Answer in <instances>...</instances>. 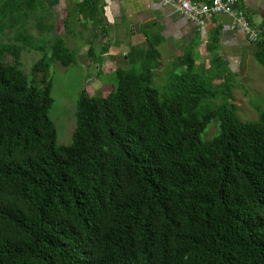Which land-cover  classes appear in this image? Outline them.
I'll return each mask as SVG.
<instances>
[{"label":"trees","instance_id":"16d2710c","mask_svg":"<svg viewBox=\"0 0 264 264\" xmlns=\"http://www.w3.org/2000/svg\"><path fill=\"white\" fill-rule=\"evenodd\" d=\"M38 3L0 2V264H264V111L241 120L222 59L204 72L189 51L155 87L151 50L107 96L81 93L58 146L49 61L77 52L55 37L29 78L23 54L45 51L28 28ZM99 3L68 10L65 29L77 13L103 24Z\"/></svg>","mask_w":264,"mask_h":264},{"label":"crops","instance_id":"0c3cea01","mask_svg":"<svg viewBox=\"0 0 264 264\" xmlns=\"http://www.w3.org/2000/svg\"><path fill=\"white\" fill-rule=\"evenodd\" d=\"M82 1L40 0L39 4H46L42 17L50 21L46 27H54L51 33L55 37L65 38L68 47L77 37L82 38L80 54L84 59L89 58L92 50L93 64L87 62L85 66L100 78L110 69L115 72L119 67L127 68L141 62L153 49L160 53V61H175L193 51L196 64L203 66L204 72H213L211 61L217 58L228 62L232 70L241 68L243 60H257L258 47L247 41L241 26L231 17L213 15L205 26H200L160 0H100L103 24L96 26L77 13L68 18L70 26L78 29L67 31V11ZM238 7L247 13L251 23L264 26V0H239ZM208 48L215 49L209 52Z\"/></svg>","mask_w":264,"mask_h":264},{"label":"rangeland","instance_id":"374dc122","mask_svg":"<svg viewBox=\"0 0 264 264\" xmlns=\"http://www.w3.org/2000/svg\"><path fill=\"white\" fill-rule=\"evenodd\" d=\"M39 3L34 11L36 15L30 17L28 28L30 33L35 37L36 45L42 48L44 47L45 51L29 50L23 54V70L29 74L30 79L33 77L32 74L35 75L33 64L44 57L50 41L55 38V34L49 32V30L41 32L38 28V19L36 18L44 14L47 9L45 2ZM41 21L44 28L50 23L49 20L42 19ZM70 27L71 29L69 31H76L78 29L76 26ZM81 39L82 38L77 37L75 42L69 44V47L77 52V61L75 63L64 66L58 62L54 63L49 61L51 63L49 80H51V96L53 98V105L50 109L49 116L57 128L58 146L72 143V134L76 126V104L81 93L86 91L91 95L105 97L114 91L117 85L114 75L115 72H111V69L100 78L94 70L90 72V69L85 66L87 62L92 61L89 60L90 58L88 57L84 59L81 56L80 49L83 45ZM62 40L68 47L66 39L62 38ZM12 60V57H6L8 63H11ZM173 62L174 60H161L162 65L159 68V76L157 77L158 79H155L153 84L155 87H162L164 85H161L164 81L161 76L171 67H166L165 65H170ZM137 64H133V66L137 65L136 67H139L140 62ZM240 64L242 67L235 68L234 70H232L230 64L224 60H222L219 65L227 70V73L231 72L228 76L234 85V99L232 101L239 107L238 115L241 120L257 121L259 118L258 109L260 108L264 111V65L259 63L255 58H248V60H243ZM129 67H131V65ZM213 70H215V68ZM38 78H40V76H38ZM99 80L100 84L98 83ZM219 82V80H215V84H219ZM212 124L213 125L202 134V140L211 139L217 133V125L215 122Z\"/></svg>","mask_w":264,"mask_h":264},{"label":"built area","instance_id":"2783aa9c","mask_svg":"<svg viewBox=\"0 0 264 264\" xmlns=\"http://www.w3.org/2000/svg\"><path fill=\"white\" fill-rule=\"evenodd\" d=\"M163 5L176 8L181 15L200 26H205L213 15H227L241 26L247 41L252 45L264 44V26H257L247 13L238 7L239 0H160Z\"/></svg>","mask_w":264,"mask_h":264}]
</instances>
